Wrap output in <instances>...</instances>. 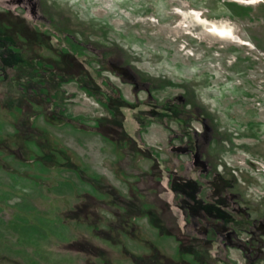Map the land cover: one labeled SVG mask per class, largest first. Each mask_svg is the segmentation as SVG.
<instances>
[{"label": "rangeland", "instance_id": "1", "mask_svg": "<svg viewBox=\"0 0 264 264\" xmlns=\"http://www.w3.org/2000/svg\"><path fill=\"white\" fill-rule=\"evenodd\" d=\"M251 1L0 0L1 28L9 14L25 18L48 35L47 43L62 44L90 58L113 96L129 102L171 101L184 110L189 137L173 122L152 123L143 137L164 157L172 155L184 168L181 176L192 172L200 179L202 201H224L221 216L210 217L197 208L185 225L192 234L216 240L217 257L210 264H264V0ZM199 18L229 32L207 33ZM30 40L34 44V38ZM40 50V58L56 57L50 47L36 45L34 52ZM73 61L82 68L83 59ZM64 89L71 117L106 115L77 83L65 84ZM2 113L0 139L15 131L13 118L5 120ZM35 122L126 200L135 197L136 189L149 200L151 187L158 186L163 194L165 181L160 186L143 174L150 161L120 159L99 134L50 126L42 117ZM9 143L21 158L10 156L7 149L1 152L5 157L0 161V264H103L104 259L145 264L139 258L149 254L145 245L122 235L131 250L124 255L122 246L111 240L115 231L95 224L100 215L114 218L109 210L115 209H104L102 197L71 171L62 170L59 176L44 164L31 162L38 152L33 146L29 150L27 145ZM119 169L131 175L117 173ZM58 178L63 179L60 186ZM173 212L178 218V209ZM135 225L140 236L157 235L147 217ZM162 243L158 247L169 258L165 264L184 260L175 253L174 239ZM205 253L200 257L206 258Z\"/></svg>", "mask_w": 264, "mask_h": 264}, {"label": "trees", "instance_id": "2", "mask_svg": "<svg viewBox=\"0 0 264 264\" xmlns=\"http://www.w3.org/2000/svg\"><path fill=\"white\" fill-rule=\"evenodd\" d=\"M7 19L8 22L4 23L8 26L5 24L4 28H10L11 24L16 23L23 31L34 32L37 35L36 42L31 44L33 52L36 45L41 48L46 46L56 52V57L40 58L41 50L34 53L26 51L30 45L28 42L19 48L20 44L13 38L0 34V110L4 112L2 114L5 120L9 116L13 118L11 123L15 129L9 137L0 139V161L5 157L1 152H5L6 149L9 150L10 156L21 158L10 147L9 142H13L20 147L27 145L29 150L31 146L37 149V156H34L35 159H31V162H40L45 168L56 171L59 176L62 170L75 173L82 183L102 197L100 201L105 204L104 209H115L109 210L114 218L101 215L99 218L97 215L96 220L99 222L95 224L100 226L102 223L110 231H115L114 234L111 233V240L122 246L124 255H130L131 250L127 242L122 240V235L130 236L135 242L138 241L150 250L149 254L139 257L144 259L145 264L150 261L165 264L163 260H169L167 254L158 247L160 242L163 244L162 242L169 239H174L178 243L175 253L184 256L185 260H190L189 262L200 258L201 252L215 254L216 249L213 247L208 250L202 248L205 241L198 235L188 232L186 226L189 224L190 216L198 212L197 208L210 217L221 216L224 201L220 199L202 201L199 193L203 186L199 178L192 175V172L187 174L188 177L181 176L184 169L174 161L172 155L164 157L162 152L150 147L143 137L150 124L167 125L172 122L178 125L181 134L189 137L191 134L186 126L184 110L171 101L129 102L123 97L113 96L100 70L93 65L90 58L70 51L62 47L64 46L62 44L53 45V42L49 41V45L46 42L48 35L43 30L33 28L32 23L25 18L9 15ZM14 49H17L16 52H13ZM38 53H41L40 57ZM77 58L83 59L85 72L80 75L68 73L73 66V59ZM72 82L77 83L81 90L97 100L106 115L101 118L68 115L66 105L69 95L64 85ZM40 117L50 126H69L75 130L101 135L112 144L114 153L120 159L130 156L137 164L141 160L150 161L149 171H144L143 174L153 178L160 186L165 181L163 194H159L158 186L155 185L154 188L148 184L147 188L151 187L152 190L150 193L155 194L157 198L151 194L152 199L149 200V196H142L139 192L137 194L136 189L135 197L126 200V196L107 179L89 173L88 167L56 136L43 126H37L35 121ZM8 138L11 140L8 141ZM20 153L25 154L23 151ZM30 153L32 155V151ZM118 172L131 175L122 172L121 169L117 170ZM58 179L60 186L63 179ZM174 208L178 209L182 220L179 221V216L177 218L173 214ZM142 217H147L150 225L157 230L155 237L138 235L135 224ZM95 224L93 223L94 227ZM94 227L92 234L96 237ZM190 256L192 258L189 259ZM104 260L103 264H112L110 260H106L108 262Z\"/></svg>", "mask_w": 264, "mask_h": 264}, {"label": "flooded vegetation", "instance_id": "3", "mask_svg": "<svg viewBox=\"0 0 264 264\" xmlns=\"http://www.w3.org/2000/svg\"><path fill=\"white\" fill-rule=\"evenodd\" d=\"M0 34H5L8 37L10 35L9 38H13L15 40V42L17 41L18 44H20L19 48H22L24 46V44L27 43V42L30 45L33 44V42L30 40V38H34V42H36V39H37V35L34 32L27 33L26 31H23L22 29H20L16 23L15 24H11L10 28H0ZM83 71H84V65L83 64H82V68H79L76 65V63H73V66L68 71V73H76V75H80ZM200 239L205 241V243L203 244V247H202V248H205V250L211 249L213 247L215 241H216L215 239H212V238H202V237H200ZM205 255H206V258L200 257V258H197L194 261L200 262L202 264H205L203 262L207 261L208 264H210V263H212V259H216V255L213 254V253H205ZM179 261H180V263H178V264H193L192 262H189L188 260H185V259L184 260L181 259ZM148 264H155V263L150 261ZM168 264H173V263H168Z\"/></svg>", "mask_w": 264, "mask_h": 264}, {"label": "bare ground", "instance_id": "4", "mask_svg": "<svg viewBox=\"0 0 264 264\" xmlns=\"http://www.w3.org/2000/svg\"><path fill=\"white\" fill-rule=\"evenodd\" d=\"M260 1H262V0H252L251 2H249V4H257ZM199 19H201V18H199ZM201 21H203V20L201 19ZM201 21H199V22H201ZM202 24L205 26L207 33L211 32V33H215V34L224 35V34H227L229 32V29H226L224 27H220L215 23H208L206 21H203Z\"/></svg>", "mask_w": 264, "mask_h": 264}]
</instances>
